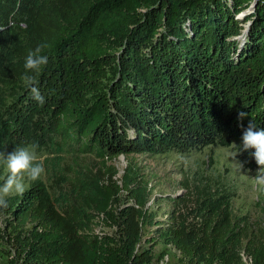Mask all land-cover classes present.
Masks as SVG:
<instances>
[{
  "label": "trees",
  "instance_id": "1",
  "mask_svg": "<svg viewBox=\"0 0 264 264\" xmlns=\"http://www.w3.org/2000/svg\"><path fill=\"white\" fill-rule=\"evenodd\" d=\"M43 43L40 105L22 74L28 50ZM250 123L264 128V0H0V153L72 148L106 161L226 147L258 170L254 150H242ZM112 169L110 186L77 170L60 174L55 192L39 179L8 198L0 210L35 225L17 239L21 264H154L144 239L157 225L149 182L131 164L121 188ZM123 189L135 203L121 208ZM191 192L193 219L175 210L156 242L174 245L186 264H240L230 192Z\"/></svg>",
  "mask_w": 264,
  "mask_h": 264
},
{
  "label": "rangeland",
  "instance_id": "2",
  "mask_svg": "<svg viewBox=\"0 0 264 264\" xmlns=\"http://www.w3.org/2000/svg\"><path fill=\"white\" fill-rule=\"evenodd\" d=\"M250 12L251 9H247L238 17L242 18ZM35 153L38 159L43 160L45 167V172L40 179L52 192L57 190V178L60 174L72 175L77 170L99 173L102 184L110 186L109 177L112 168L115 167L117 175L114 180L121 188L123 187L122 178L131 164L137 172L144 174L149 182L150 192L147 209L157 221L154 227L145 228L144 236L146 247L152 248L154 252V264L187 263L186 255L174 245L164 244L160 240L156 242L155 231L159 225L167 226L175 220L173 219L175 210L177 215L182 214L193 219L192 210L196 207V199L191 191L204 185L228 191L232 195L228 220L233 228L234 239H238L240 243L238 246L240 264L264 262V184L258 182L257 170L245 169L241 166L233 148L210 147L188 155L176 153L159 156L120 155L106 161L95 154L83 153L72 148L61 155L46 150H35ZM6 174L3 167H0V183L3 182ZM32 183L25 178L26 190ZM15 196L17 195H11L8 198ZM114 201V204L121 208L135 203L124 189ZM93 213L92 225L95 231L104 232L102 215L95 210ZM34 226L33 222H19L0 210V264H21L17 239L21 240L28 233L27 230H34Z\"/></svg>",
  "mask_w": 264,
  "mask_h": 264
},
{
  "label": "clouds",
  "instance_id": "3",
  "mask_svg": "<svg viewBox=\"0 0 264 264\" xmlns=\"http://www.w3.org/2000/svg\"><path fill=\"white\" fill-rule=\"evenodd\" d=\"M49 46L46 43L30 49L24 57L22 80L29 90L31 98L38 104L45 103V96L40 92L36 75L49 63V56L44 50ZM240 117L246 114L241 112ZM254 150L250 154L258 167L257 180L264 184V128L256 127L253 123L243 131L242 150ZM0 167L7 173L0 183V208L8 207V197L22 195L25 190V178L35 182L45 172L44 162L37 158L35 146H17L11 152L0 153Z\"/></svg>",
  "mask_w": 264,
  "mask_h": 264
},
{
  "label": "water",
  "instance_id": "4",
  "mask_svg": "<svg viewBox=\"0 0 264 264\" xmlns=\"http://www.w3.org/2000/svg\"><path fill=\"white\" fill-rule=\"evenodd\" d=\"M251 25V22L246 25V29H248Z\"/></svg>",
  "mask_w": 264,
  "mask_h": 264
}]
</instances>
